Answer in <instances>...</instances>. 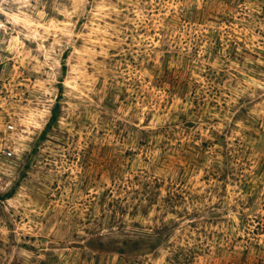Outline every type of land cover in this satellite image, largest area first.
Returning a JSON list of instances; mask_svg holds the SVG:
<instances>
[{
  "label": "rangeland",
  "instance_id": "374dc122",
  "mask_svg": "<svg viewBox=\"0 0 264 264\" xmlns=\"http://www.w3.org/2000/svg\"><path fill=\"white\" fill-rule=\"evenodd\" d=\"M0 264H264V0H0Z\"/></svg>",
  "mask_w": 264,
  "mask_h": 264
},
{
  "label": "built area",
  "instance_id": "2783aa9c",
  "mask_svg": "<svg viewBox=\"0 0 264 264\" xmlns=\"http://www.w3.org/2000/svg\"><path fill=\"white\" fill-rule=\"evenodd\" d=\"M8 155H10V153H8Z\"/></svg>",
  "mask_w": 264,
  "mask_h": 264
},
{
  "label": "trees",
  "instance_id": "16d2710c",
  "mask_svg": "<svg viewBox=\"0 0 264 264\" xmlns=\"http://www.w3.org/2000/svg\"><path fill=\"white\" fill-rule=\"evenodd\" d=\"M58 107V106H57Z\"/></svg>",
  "mask_w": 264,
  "mask_h": 264
}]
</instances>
